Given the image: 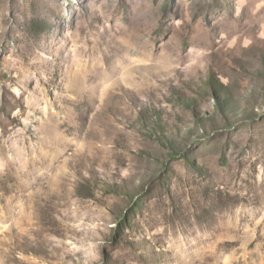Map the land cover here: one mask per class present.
I'll return each mask as SVG.
<instances>
[{
	"label": "rangeland",
	"instance_id": "rangeland-1",
	"mask_svg": "<svg viewBox=\"0 0 264 264\" xmlns=\"http://www.w3.org/2000/svg\"><path fill=\"white\" fill-rule=\"evenodd\" d=\"M0 264H264V0H0Z\"/></svg>",
	"mask_w": 264,
	"mask_h": 264
}]
</instances>
